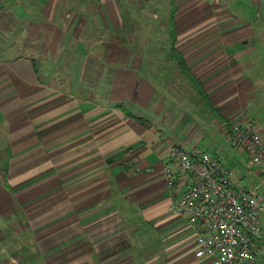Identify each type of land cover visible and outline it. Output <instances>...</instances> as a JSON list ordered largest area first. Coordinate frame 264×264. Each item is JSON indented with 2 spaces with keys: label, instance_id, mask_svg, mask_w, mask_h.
Segmentation results:
<instances>
[{
  "label": "crops",
  "instance_id": "crops-1",
  "mask_svg": "<svg viewBox=\"0 0 264 264\" xmlns=\"http://www.w3.org/2000/svg\"><path fill=\"white\" fill-rule=\"evenodd\" d=\"M238 2L170 0L167 49L149 54L114 34L128 30L125 0H0L25 33L21 52L0 55V220L23 223L33 264H213L173 207L188 175L174 166L171 190L165 169L176 144L236 166L241 185L259 177L227 142L233 122L264 137V17ZM67 48L106 72L61 81L44 64ZM255 247L264 264V236Z\"/></svg>",
  "mask_w": 264,
  "mask_h": 264
},
{
  "label": "built area",
  "instance_id": "built-area-1",
  "mask_svg": "<svg viewBox=\"0 0 264 264\" xmlns=\"http://www.w3.org/2000/svg\"><path fill=\"white\" fill-rule=\"evenodd\" d=\"M228 145L245 151L260 174L249 186L241 185L236 171L199 147L172 145L165 169L166 183L174 189L175 169L188 182L173 206L188 218L196 233V255L213 264H259L256 240L264 236V137L252 123L229 125ZM175 166V167H174Z\"/></svg>",
  "mask_w": 264,
  "mask_h": 264
},
{
  "label": "rangeland",
  "instance_id": "rangeland-1",
  "mask_svg": "<svg viewBox=\"0 0 264 264\" xmlns=\"http://www.w3.org/2000/svg\"><path fill=\"white\" fill-rule=\"evenodd\" d=\"M239 8L242 9L244 16L249 17L252 21H256L259 17H264V0H238ZM255 3V4H254ZM254 4V6H252ZM126 8H129L128 24L125 32H116L118 37L123 35L131 42H134V38L142 37L145 41L144 45H148L152 39L160 40V47H154L148 45L142 47L147 53H162L163 49H167V40L169 39L168 29V13L170 9V0H125ZM160 16L159 19L157 16ZM242 17V15L240 16ZM19 21H17L13 15L6 10H0V55L9 57L10 55H16L22 51L24 44V31L19 29ZM99 28V27H98ZM136 32V33H135ZM113 34V32H112ZM138 34V35H137ZM142 36H141V35ZM107 33L104 30L86 31L83 35L84 39L92 38L99 39L104 37ZM27 39V37H26ZM92 44L94 41H91ZM19 44V47H16ZM25 44L31 45L32 51H39L40 41L39 36H36L33 40L25 42ZM22 45V46H21ZM97 48L96 51L98 52ZM140 49V47L131 48ZM68 48L63 51V57L60 56L59 62L56 64L47 63L44 64L50 69V65H53L54 74L57 73L61 81L67 83H73L74 76H78L82 73V76H87L89 67L92 65L93 70L98 74L106 72V68L102 63H86L83 60V56L76 59L74 56L75 51L70 53L67 58ZM157 51V52H156ZM92 58V57H91ZM51 60V58H49ZM66 59L67 62L65 61ZM41 65V64H40ZM87 66V67H86ZM89 66V67H88ZM91 68V67H90ZM88 77V76H87ZM3 128H0L2 131ZM1 156H4V146H1ZM5 160L0 159V179L3 177L2 164ZM232 168L231 163L229 164ZM235 166V171H236ZM242 170V169H241ZM260 191L264 192V185L261 186ZM264 194V193H263ZM19 218V217H18ZM16 218V219H18ZM23 223L16 222L15 219L0 220V264H33L40 262V254L37 249L32 248V241L27 234L21 231ZM264 259V257H263Z\"/></svg>",
  "mask_w": 264,
  "mask_h": 264
},
{
  "label": "trees",
  "instance_id": "trees-1",
  "mask_svg": "<svg viewBox=\"0 0 264 264\" xmlns=\"http://www.w3.org/2000/svg\"><path fill=\"white\" fill-rule=\"evenodd\" d=\"M198 86H200V85H198Z\"/></svg>",
  "mask_w": 264,
  "mask_h": 264
}]
</instances>
